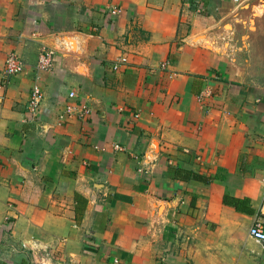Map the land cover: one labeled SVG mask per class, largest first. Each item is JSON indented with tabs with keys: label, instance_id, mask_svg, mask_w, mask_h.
<instances>
[{
	"label": "crops",
	"instance_id": "0c3cea01",
	"mask_svg": "<svg viewBox=\"0 0 264 264\" xmlns=\"http://www.w3.org/2000/svg\"><path fill=\"white\" fill-rule=\"evenodd\" d=\"M263 20L264 0H0V264H264ZM69 102L92 114L60 122Z\"/></svg>",
	"mask_w": 264,
	"mask_h": 264
},
{
	"label": "built area",
	"instance_id": "2783aa9c",
	"mask_svg": "<svg viewBox=\"0 0 264 264\" xmlns=\"http://www.w3.org/2000/svg\"><path fill=\"white\" fill-rule=\"evenodd\" d=\"M114 13H118V12H114ZM123 61L125 62V60ZM55 64H56L55 52L52 50H44L39 58L38 70L40 72H50L54 69ZM119 66L120 65H117L115 67V70H118ZM24 69H25L24 61L21 58H19L17 54H11L6 60L5 78L9 80L10 78L21 74L24 71ZM69 98L71 101L76 100L77 99L76 93L75 92L70 93ZM43 99H44V93L40 86V78H37L36 85L32 88L31 98L29 102V115H30L31 123L40 122ZM91 114L92 112L88 107L69 102L65 106L64 110L61 113H59L58 118L60 122L64 123L68 121L70 118L85 120L88 117H90ZM116 149L121 150L122 148L117 146ZM156 161H158V159L149 158V162L144 164L145 166H142V168L139 170V173L148 174L150 172V169L154 167V165L156 164ZM249 235L253 240L264 244V216H261L255 220V223L249 230ZM24 247L26 246L24 245ZM32 255L35 259V261H33V264H71L70 262L54 263L48 257H39L37 256V254L35 255V252H33Z\"/></svg>",
	"mask_w": 264,
	"mask_h": 264
},
{
	"label": "rangeland",
	"instance_id": "374dc122",
	"mask_svg": "<svg viewBox=\"0 0 264 264\" xmlns=\"http://www.w3.org/2000/svg\"><path fill=\"white\" fill-rule=\"evenodd\" d=\"M256 18H257V16H256ZM263 23H264V20H263ZM11 54H16V53H11ZM11 54H9L8 56H7V58L11 55ZM20 58V57H19ZM26 66V65H25ZM117 65H115V67H116ZM25 246H27L26 244H25ZM24 247V246H23ZM24 249H26L25 247H24ZM36 250H41V249H36ZM49 253V252H48ZM38 255V254H37ZM49 255H50V253H49ZM45 257H48V258H50V260H52L54 263H57L58 261H57V259L55 258V257H53V256H45ZM33 261H35V259H34V257H33Z\"/></svg>",
	"mask_w": 264,
	"mask_h": 264
},
{
	"label": "trees",
	"instance_id": "16d2710c",
	"mask_svg": "<svg viewBox=\"0 0 264 264\" xmlns=\"http://www.w3.org/2000/svg\"><path fill=\"white\" fill-rule=\"evenodd\" d=\"M188 173V172H187Z\"/></svg>",
	"mask_w": 264,
	"mask_h": 264
}]
</instances>
